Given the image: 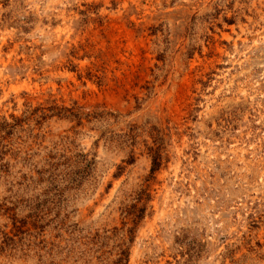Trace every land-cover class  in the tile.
<instances>
[{
	"label": "rangeland",
	"instance_id": "rangeland-1",
	"mask_svg": "<svg viewBox=\"0 0 264 264\" xmlns=\"http://www.w3.org/2000/svg\"><path fill=\"white\" fill-rule=\"evenodd\" d=\"M0 264H264V0H0Z\"/></svg>",
	"mask_w": 264,
	"mask_h": 264
},
{
	"label": "trees",
	"instance_id": "trees-1",
	"mask_svg": "<svg viewBox=\"0 0 264 264\" xmlns=\"http://www.w3.org/2000/svg\"><path fill=\"white\" fill-rule=\"evenodd\" d=\"M158 166H159L158 163H155V160H154V162H153V167H152L151 170H152V171L155 170V168H157Z\"/></svg>",
	"mask_w": 264,
	"mask_h": 264
}]
</instances>
